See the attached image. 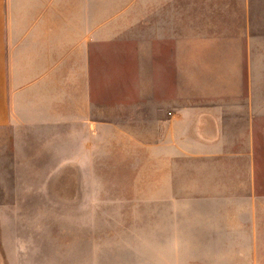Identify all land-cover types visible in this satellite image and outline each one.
<instances>
[{"label": "crops", "instance_id": "1", "mask_svg": "<svg viewBox=\"0 0 264 264\" xmlns=\"http://www.w3.org/2000/svg\"><path fill=\"white\" fill-rule=\"evenodd\" d=\"M20 131L91 170L75 264H264V0H0Z\"/></svg>", "mask_w": 264, "mask_h": 264}, {"label": "rangeland", "instance_id": "2", "mask_svg": "<svg viewBox=\"0 0 264 264\" xmlns=\"http://www.w3.org/2000/svg\"><path fill=\"white\" fill-rule=\"evenodd\" d=\"M62 135L20 131L0 142V264H75L78 208L99 198Z\"/></svg>", "mask_w": 264, "mask_h": 264}]
</instances>
